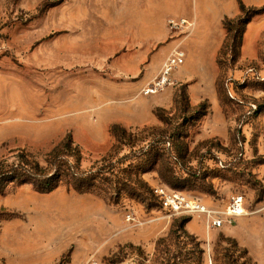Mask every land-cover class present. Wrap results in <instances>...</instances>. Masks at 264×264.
Segmentation results:
<instances>
[{
    "label": "rangeland",
    "instance_id": "1",
    "mask_svg": "<svg viewBox=\"0 0 264 264\" xmlns=\"http://www.w3.org/2000/svg\"><path fill=\"white\" fill-rule=\"evenodd\" d=\"M193 3L0 0V161L12 163L23 152L44 167L46 155L71 137L81 152L82 171L100 167L106 156L117 170L130 163L138 168V147L120 138L117 143L110 127L104 137L84 139L74 137L73 123L83 118L79 108L87 103L90 77L99 88L118 55L139 52L147 62L151 53L175 41L163 65L175 51L185 52L177 41L189 29H171L168 22L189 21ZM240 26L230 23L218 55H188L184 79L172 83L185 55L171 74L173 105L159 114L162 121L128 129L154 128L143 137L166 144L174 180L162 181L157 168L145 163L139 177L148 191L134 197L125 189L117 199L63 184L43 194L29 183H8L0 187V264H172L162 260L173 253L172 242L165 243L166 254L156 253L155 243L182 221L201 243L203 264H264V33L257 55L239 50L235 58ZM198 95L205 100L192 105L190 96ZM58 104L78 114L56 115ZM159 155L166 159L164 151ZM157 185L215 210L241 195L244 212L219 229L203 216H172L153 193ZM191 221L203 231L202 239L190 232Z\"/></svg>",
    "mask_w": 264,
    "mask_h": 264
},
{
    "label": "crops",
    "instance_id": "2",
    "mask_svg": "<svg viewBox=\"0 0 264 264\" xmlns=\"http://www.w3.org/2000/svg\"><path fill=\"white\" fill-rule=\"evenodd\" d=\"M238 1L246 7H264V0H194L192 10L187 16L189 21L186 20L191 25L189 31L177 41L187 55L186 62L182 69L172 75V83L184 79L188 55H218L226 38L222 21L240 14ZM138 12L137 10V17ZM262 33L264 13L247 24L240 55H257L256 45ZM174 42L151 53L147 62L146 56L139 52L118 55L108 65V78L99 81V88L93 87V78L90 77L88 96L84 97L87 98V103L79 108L83 118L73 123L74 137L77 133L84 139H92L96 134L104 137L112 125L127 129L155 125L158 120L154 111L172 107L174 88L167 85L152 95H144L143 91L149 86V82L152 83L159 77L162 61ZM204 70L205 67L201 66L197 72L202 75ZM114 76L117 78L114 79ZM197 97L193 100L190 96L192 105L205 100L203 96ZM69 110L74 115L78 114L75 108L63 104H58L54 113L59 115ZM187 226L192 234L203 238V231L196 224L191 221Z\"/></svg>",
    "mask_w": 264,
    "mask_h": 264
},
{
    "label": "trees",
    "instance_id": "3",
    "mask_svg": "<svg viewBox=\"0 0 264 264\" xmlns=\"http://www.w3.org/2000/svg\"><path fill=\"white\" fill-rule=\"evenodd\" d=\"M238 3L240 14L233 19L224 18L222 21V25L227 32L230 30V23L235 22L241 25L236 39L238 55H234L235 58L239 56L247 24L254 17L264 13V7H246L241 1H238ZM160 113L164 114L165 111L163 109L154 111L157 120L162 121ZM149 131L153 132L154 128L146 127L132 132L119 125L110 126L109 134L117 143H119L117 138H120L123 142L127 141L132 148L138 147L136 159L139 158L140 160L139 167L137 166L139 169L133 163H130L123 168L119 166L117 170L114 163L108 161L109 156H106L99 162L100 167H91L87 171H82L80 169L81 152L74 145L71 137H67L46 155V165L44 167L40 166L33 156L23 152H19L12 163H8L6 160L0 161V187L19 180L31 184L37 192L43 194L51 193L63 184L78 193L108 192L107 194L111 198L116 197V199L122 191L128 189L132 192V196L137 197L139 192L145 193L146 190L148 191L146 183L139 177L140 173L146 171L143 167H140L144 166L145 163H150V169L157 168V173L162 181L170 182L175 179L174 172L170 169V162L168 161L170 159V150L165 148L166 144L161 139L143 137L145 134L147 136ZM136 142L139 143L138 146H135ZM159 151H164L166 154L164 161L160 157ZM118 164L124 163L120 162ZM127 173H131V176H128ZM114 183L116 184L115 187ZM186 223L187 221H182L176 225L174 230L169 231L165 237L156 241L155 252L158 254L167 253L164 250L166 242H172L174 247L171 256L168 255L167 260L162 259L163 261L168 263L171 261L172 264H203L204 251L201 243L185 231ZM159 264H163V262Z\"/></svg>",
    "mask_w": 264,
    "mask_h": 264
},
{
    "label": "built area",
    "instance_id": "4",
    "mask_svg": "<svg viewBox=\"0 0 264 264\" xmlns=\"http://www.w3.org/2000/svg\"><path fill=\"white\" fill-rule=\"evenodd\" d=\"M168 25L171 29H188L190 24L184 20L170 19ZM183 51H175L163 63L159 77L152 82L144 91V95H152L170 85V77L173 71L184 62ZM153 193L159 200L161 206L172 216H203L206 224L215 229L225 225L231 226L236 219L244 212V199L241 195H234L230 198L223 210H215L207 207L201 201L181 192L169 189L162 185L153 188ZM86 264H96L89 261Z\"/></svg>",
    "mask_w": 264,
    "mask_h": 264
}]
</instances>
